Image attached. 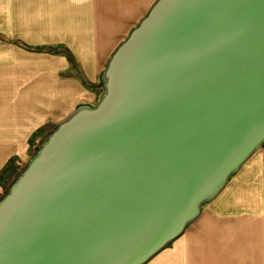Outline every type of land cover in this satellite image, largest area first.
<instances>
[{"label": "water", "instance_id": "water-1", "mask_svg": "<svg viewBox=\"0 0 264 264\" xmlns=\"http://www.w3.org/2000/svg\"><path fill=\"white\" fill-rule=\"evenodd\" d=\"M107 94L0 201V264H143L264 141V0H160Z\"/></svg>", "mask_w": 264, "mask_h": 264}, {"label": "crops", "instance_id": "crops-1", "mask_svg": "<svg viewBox=\"0 0 264 264\" xmlns=\"http://www.w3.org/2000/svg\"><path fill=\"white\" fill-rule=\"evenodd\" d=\"M159 1L0 0V180L14 162L28 166L37 130L95 109L81 81L101 80ZM26 46H64L76 69ZM217 193L148 264H264V146Z\"/></svg>", "mask_w": 264, "mask_h": 264}, {"label": "rangeland", "instance_id": "rangeland-1", "mask_svg": "<svg viewBox=\"0 0 264 264\" xmlns=\"http://www.w3.org/2000/svg\"><path fill=\"white\" fill-rule=\"evenodd\" d=\"M139 28V27H138ZM17 43V45H19L20 44V42H16ZM26 48H28L32 53H43V54H46V53H53V54H56V55H63V56H65L66 58H67V60H68V62H69V66L71 67V70H72V68H74V69H76V66H77V64H75L76 62H75V59H74V57H73V55L71 54V52H69V50H67L64 46H45V47H34V46H26ZM108 70H109V68H108ZM108 70H107V72H105V74H103V75H101L102 76V78H101V80L100 81H97V83H89L88 81H85V80H82L81 81V83L84 85V89H86L87 91H89L88 93H89V95H91V96H94L95 97V109L94 110H96V109H98L100 106H101V104H102V102H103V99H105V97H106V94H107V85H108ZM71 74V72L70 73H67V74H65V72H64V75H63V77H66V78H68V76ZM77 76H79V73H78V71L75 73V75H74V79L77 77ZM87 82V83H86ZM86 93V92H85ZM89 102H91V101H89ZM88 101H86V99H84L83 101H82V103H81V107L79 108V109H81V108H83V107H85L86 105H83V104H88L89 103ZM90 104V103H89ZM66 123V122H65ZM60 129V127L57 129V127L56 126H54L53 124H50V125H48V128H46V129H39V130H37V132H35V134H33V139H31V140H33L32 141V159H31V161L30 162H32V161H34V159L39 155V154H41V152H40V150L42 149V147L47 143V141H48V139L49 138H52V136L58 131ZM48 136V137H47ZM45 137H47L46 139H45V141H44V139L43 138H45ZM264 146V141H263V143H261V145L260 146H258L257 148H256V150L252 153V154H254V153H257V151H259L262 147ZM252 154H250V156L249 157H251L252 156ZM249 159V158H248ZM246 161H247V159H246ZM29 162V163H30ZM29 163H28V165H29ZM245 163V162H244ZM243 163V164H244ZM19 163L18 162H14L13 164H12V167L10 168V170L9 171H7L6 173H5V175H3L2 177H1V184H0V201H2V199L9 193V189H11V187H12V185L14 184V182L16 181V179H17V176H19L27 167H25V166H20V165H18ZM242 164V165H243ZM241 165V166H242ZM240 166V167H241ZM238 169H239V167H238ZM237 169V170H238ZM236 170V171H237ZM235 171V172H236ZM235 172H233L229 177H228V179L226 180V182L224 183V185L222 186V188L225 186V184L227 183V181L228 180H230V178H232V176H233V174L235 173ZM222 188L220 189V190H222ZM219 190V191H220ZM218 191V192H219ZM218 193H216L215 194V196L217 195ZM215 196H213L211 199H213ZM211 199H209V200H211ZM208 201V200H207ZM203 203H205V202H203ZM202 203V204H203ZM201 204V205H202ZM201 205H199L200 207H201ZM192 221V220H191ZM190 221V222H191ZM190 222L189 223H187V225L185 226V228H184V230H182V231H185V229L187 228V226H188V224H190ZM183 233V232H182ZM181 235V234H180ZM179 235V236H180ZM176 239V238H175ZM173 241V240H172ZM172 241H170V242H168V243H166V245L161 249V250H163V249H165V248H167L169 245H170V243L172 242ZM161 250H159L158 252H160ZM157 252V253H158ZM157 253H155L153 256H155ZM153 256H151L146 262H144L143 264H148L150 261H151V259L153 258Z\"/></svg>", "mask_w": 264, "mask_h": 264}]
</instances>
